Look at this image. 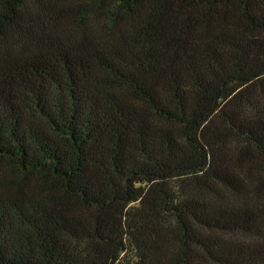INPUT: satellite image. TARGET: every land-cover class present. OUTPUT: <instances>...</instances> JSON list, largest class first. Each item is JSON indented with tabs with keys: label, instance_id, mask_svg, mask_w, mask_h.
Masks as SVG:
<instances>
[{
	"label": "trees",
	"instance_id": "1",
	"mask_svg": "<svg viewBox=\"0 0 264 264\" xmlns=\"http://www.w3.org/2000/svg\"><path fill=\"white\" fill-rule=\"evenodd\" d=\"M0 264H264V0H0Z\"/></svg>",
	"mask_w": 264,
	"mask_h": 264
}]
</instances>
